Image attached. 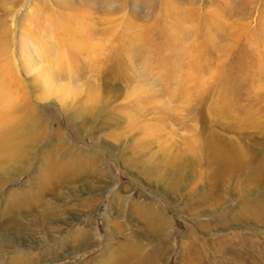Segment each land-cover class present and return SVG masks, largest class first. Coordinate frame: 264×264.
Returning a JSON list of instances; mask_svg holds the SVG:
<instances>
[{
	"label": "rangeland",
	"instance_id": "rangeland-1",
	"mask_svg": "<svg viewBox=\"0 0 264 264\" xmlns=\"http://www.w3.org/2000/svg\"><path fill=\"white\" fill-rule=\"evenodd\" d=\"M63 1L0 0V264H264V0Z\"/></svg>",
	"mask_w": 264,
	"mask_h": 264
},
{
	"label": "bare ground",
	"instance_id": "bare-ground-1",
	"mask_svg": "<svg viewBox=\"0 0 264 264\" xmlns=\"http://www.w3.org/2000/svg\"><path fill=\"white\" fill-rule=\"evenodd\" d=\"M62 1V5L64 6H66V7H68L69 5H67V3L65 2V1H63V0H61ZM78 1H82L81 2V6H84V2H83V0H78ZM68 8H70V7H68ZM91 9H89V7H83L81 10H78V11H76V10H74V9H71V10H68L70 13V20L68 21V23H71V25H73L74 27L64 36V40H65V43L66 42H68V44H69V42L70 43H72L73 41H74V47L77 49L76 51L78 52H82V53H84V54H86V55H88L89 54V52H92L91 50L96 46V47H98L99 48V46L100 45H103L104 44V41H102L101 39L99 40V41H95V38L94 37H90V38H87L86 36L88 35H92V34H96V32H97V29L95 28V21H90L88 18H90L91 17V15H90V13H91V11H90ZM76 14V15H75ZM88 19V20H87ZM100 21V20H99ZM109 22H111L110 20H108V23ZM114 24V23H113ZM125 24V23H124ZM126 28H129V27H131V22H129V21H127L126 22ZM125 26V25H124ZM133 27V26H132ZM122 29V28H121ZM104 31V30H103ZM105 33L107 32V31H104ZM103 32V33H104ZM111 32H113V31H111ZM107 34V33H106ZM109 34V33H108ZM122 34V33H121ZM101 35V34H100ZM126 35V34H125ZM129 35V34H128ZM111 36V33H110V35L108 36V37H110ZM113 37V36H112ZM112 37H110L109 38V41H111L112 39ZM107 39V38H106ZM114 39V38H113ZM116 39V38H115ZM121 39V38H120ZM119 39V40H120ZM108 41V40H107ZM130 41H131V38L130 37H126V39H125V37H124V39L122 40V41H120L121 42V44L123 43L124 44V46H126V45H128V44H130ZM117 42V41H116ZM105 44H106V42H105ZM113 44V43H112ZM109 45V44H108ZM107 44H106V47L108 46ZM114 45H116L115 43H114ZM69 46H70V44H69ZM111 46V45H110ZM113 46V45H112ZM112 46L110 47L111 49H114V48H117V47H115L114 46V48H112ZM118 46V45H117ZM102 48V47H101ZM109 48V47H108ZM109 50V49H108ZM115 50V49H114ZM112 51V50H111ZM75 55H76V53L74 52V51H72V56L73 57H75ZM90 56H92V55H90ZM89 57V56H88ZM114 58H115V53H113V52H110V54H108V56H107V58H106V60H114ZM59 70L62 72V70L59 68ZM66 72V71H65ZM60 74V73H59ZM46 75V77H44L45 78V80L47 81V82H50L51 81V75L52 74H45ZM61 75V74H60ZM3 85V84H2ZM2 87V86H1ZM0 87V88H1ZM4 90V89H3ZM4 93H5V91L2 93L1 91H0V101H2L3 102V97H1V96H3L4 95ZM6 94V93H5ZM89 96V95H88ZM90 97V96H89ZM5 99H6V97H5ZM10 103V102H9ZM8 106H10L9 104L6 106V108L8 107ZM1 108V107H0ZM4 111H7V110H4ZM0 112H1V109H0ZM8 113V112H7ZM7 114H6V112L5 113H1V117H4V116H6ZM15 130V129H14ZM0 133L1 134H3L1 131H0ZM7 137L6 136H4V135H0V141H1V143L2 142H6L7 141ZM51 163V162H50ZM12 209H14V207L12 208ZM161 215H162V213L161 212H157L156 213V217H161ZM2 217H3V220H4V217L5 216H3V215H1ZM1 216H0V222L2 221L1 219ZM67 222H68V220H67ZM107 222V218L105 217V223ZM15 224H17V223H15ZM88 224V223H87ZM15 226V225H14ZM43 227V226H42ZM112 230V229H111ZM109 231V230H108ZM21 231H18V233H20ZM64 232V231H63ZM113 232V231H112ZM107 234L109 235V233L107 232ZM0 235H1V233H0ZM61 236H64V237H62V240H63V242H62V244H65V243H68L70 240H71V235H68L67 233H63ZM76 236H78V238H79V240L81 239V238H83V240H84V243H81V245H79V247L80 248H87V246H91V242L90 243H87V241L88 240H90L91 238L92 239H99V237H101L100 236V233H99V231L97 230V228H96V226L94 225V224H92V225H89L88 224V227H87V229H81V230H78L77 231V234H76ZM112 236V235H111ZM19 238V237H17V236H11V241H16V243L18 242V243H24L22 240L20 241V240H17L16 238ZM2 238V237H1ZM61 241V240H60ZM14 242H12V243H14ZM4 243V242H3ZM17 243V244H18ZM67 247V246H66ZM85 248V249H86ZM122 251H124V249H122ZM72 252V250H68V251H66L65 253L66 254H69V255H71L70 253ZM131 252V251H130ZM48 253V252H47ZM4 254L5 253H0V260H4ZM159 255V253L157 254V255H155V257H157ZM13 256H14V254H13ZM64 256H65V254H64ZM66 256H68V255H66ZM23 257V256H22ZM13 258V257H12ZM99 258L102 260V262H103V264H105V263H108L109 261H107L108 260V258H107V254H104V255H100L99 256ZM139 259V258H138ZM145 259V258H144ZM144 259H141V261L140 262H142V264H145L146 263V261L144 260ZM156 259V258H155ZM154 259V260H155ZM52 260H53V258H49V259H47V258H43V256L42 257H40V259H33V258H30V256H27V257H25V259H20V258H17V259H15V260H13V263L12 264H31L32 262H35L36 264H48V263H50V262H52ZM54 261V260H53ZM95 261H97L98 262V258L96 257L95 258ZM129 261V260H128ZM101 262V263H102ZM135 262H137V261H135ZM96 263V262H95ZM150 263V262H149ZM87 264V263H86ZM114 264H115V262H114ZM117 264V263H116ZM121 264H129V263H127V261H124V262H122ZM141 264V263H140ZM151 264H154V263H151ZM156 264V263H155ZM159 264H161V263H159Z\"/></svg>",
	"mask_w": 264,
	"mask_h": 264
}]
</instances>
